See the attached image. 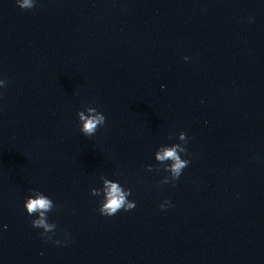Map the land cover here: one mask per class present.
<instances>
[{
  "label": "clouds",
  "instance_id": "9594fccd",
  "mask_svg": "<svg viewBox=\"0 0 264 264\" xmlns=\"http://www.w3.org/2000/svg\"><path fill=\"white\" fill-rule=\"evenodd\" d=\"M17 6L22 10H30L35 7V0H16ZM188 57H185L187 60ZM7 81L0 79V88L6 87ZM80 122V131L86 137L95 135L98 128L105 125L106 117L102 112L97 111L95 107H87L83 111L77 113ZM178 140L181 143H175L171 146L163 145L155 152V160L163 167V171L168 172L170 176L164 177L161 183H169L177 180L184 168L189 164V161L182 159L181 153L186 154L188 138L186 133L181 131L178 134ZM170 162V163H165ZM148 170H152V166H148ZM102 181V188H92L90 194L92 196L103 195V200L99 206V212L104 216H113L121 210L129 211L135 207V202L130 201L128 197L131 195L130 189H125L119 182H114L103 176L100 177ZM170 202L165 201V204ZM165 204H161L163 209ZM53 200L44 195L38 190H32V195L29 196L24 202V208L29 216L35 215L37 218L32 220L34 228L43 229L40 234L45 239L52 240L49 233L55 234L56 224L48 222L47 214L55 208ZM6 227V226H5ZM55 243L59 244L60 241L56 240Z\"/></svg>",
  "mask_w": 264,
  "mask_h": 264
}]
</instances>
